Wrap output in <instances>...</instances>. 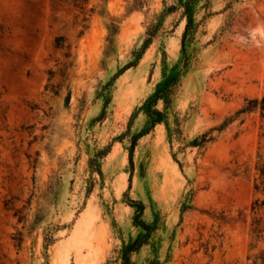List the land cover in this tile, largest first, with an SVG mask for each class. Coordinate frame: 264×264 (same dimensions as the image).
Masks as SVG:
<instances>
[{"label": "rangeland", "instance_id": "374dc122", "mask_svg": "<svg viewBox=\"0 0 264 264\" xmlns=\"http://www.w3.org/2000/svg\"><path fill=\"white\" fill-rule=\"evenodd\" d=\"M177 4L89 0L83 22L71 0H0V264H124L146 233L131 201L155 224L132 264H249L264 247V118L240 113L264 94V0L197 4L189 67L130 166L141 106L182 58Z\"/></svg>", "mask_w": 264, "mask_h": 264}, {"label": "trees", "instance_id": "16d2710c", "mask_svg": "<svg viewBox=\"0 0 264 264\" xmlns=\"http://www.w3.org/2000/svg\"><path fill=\"white\" fill-rule=\"evenodd\" d=\"M89 0H71V3L81 8L84 15L83 22L88 21L86 17L87 9L86 4ZM201 0H178L176 6L168 8V12L174 10L175 8H181L183 14L186 17V26L182 36V58L178 64L174 65L170 71L164 76V79L158 83L154 93L143 103L141 109L144 110L148 117V126L136 135L132 137L131 146L129 149V162L130 166L133 167L134 160V150L137 145L138 140L147 134L156 124L161 123L166 118V112L157 108V104L162 100L166 108L170 106L172 102V97L175 93L177 85L180 83L185 70L190 64V55L187 51L188 42L194 39L195 32L197 30V23L195 22L196 6ZM92 11V10H91ZM161 21L157 24H152L148 27L146 32V37L144 39L142 47L136 51V60L131 64L135 65L138 60L145 53L147 48L152 43L154 37L156 36L158 30L160 29ZM56 45L59 48H64L66 46V40L63 36H59L56 39ZM106 104L110 102V98L106 99ZM253 110H259L262 118H264V94L261 98H254L247 100L244 107L240 110V113H248ZM258 177L256 179L255 188L256 190L264 191V158H259L257 162ZM132 207L136 209V216L134 218V224L141 227L146 231L145 234L138 237L132 243L127 244L123 248V259L124 264H132L131 254L137 252L146 243L149 233L155 228V224H148L141 219V215L145 210V205L141 201H131ZM253 218L250 224V230L253 236L256 237L257 241L264 240V199H256L252 203L251 207ZM50 237H46L47 244L51 242ZM254 245L251 249H254ZM249 264H264V247L260 248L257 252L250 253L248 255ZM153 264V263H150Z\"/></svg>", "mask_w": 264, "mask_h": 264}]
</instances>
